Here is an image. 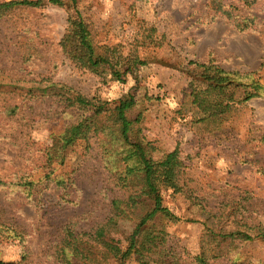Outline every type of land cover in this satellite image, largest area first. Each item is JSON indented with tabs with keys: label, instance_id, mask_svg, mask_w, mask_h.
<instances>
[{
	"label": "rangeland",
	"instance_id": "1",
	"mask_svg": "<svg viewBox=\"0 0 264 264\" xmlns=\"http://www.w3.org/2000/svg\"><path fill=\"white\" fill-rule=\"evenodd\" d=\"M5 1L11 0H0ZM42 1L40 8L14 12L0 22V176L6 181L22 174L39 177V163L53 135L76 121L75 113L62 114L51 100L23 101L30 81L54 78L111 104L133 96L137 104L128 116L140 121L137 128L152 144L151 157L159 160L180 149L185 178L197 201L172 190L163 196L164 205L183 220L169 227L174 242L191 256L200 252L201 223H235L238 218L264 228V89L261 98L235 108L219 128L197 122L190 98L196 63L213 61L227 71L255 72L264 87V0H80L78 9L94 44L121 55V62L137 63L121 80L110 73L103 80L66 60L60 42L70 11ZM219 4L235 18L224 15ZM247 15L254 16L253 26L242 31L235 21L250 18ZM47 86L50 83H44ZM21 102L18 115L5 113L9 103ZM72 172L77 190L71 199L79 204L57 209L54 219L42 208L61 204L62 190L38 192L32 205L0 190V217L16 221L28 235L25 247L19 242L1 245L0 261L19 263L29 253L24 264H51L47 251L59 224L80 217L82 227L90 229L105 218L109 208L102 194L108 177L97 152L88 155L84 143L70 149L57 174ZM211 212L229 219L210 220ZM137 224L135 217L122 223L124 239ZM232 254L246 264H264V242L234 246Z\"/></svg>",
	"mask_w": 264,
	"mask_h": 264
},
{
	"label": "trees",
	"instance_id": "2",
	"mask_svg": "<svg viewBox=\"0 0 264 264\" xmlns=\"http://www.w3.org/2000/svg\"><path fill=\"white\" fill-rule=\"evenodd\" d=\"M79 1L48 0L50 5L70 11L67 29L60 42L63 55L76 69L103 80L109 73L121 80L123 74L137 67V63L121 62V55L94 44L78 9ZM42 4V0L0 2V22L14 12L40 8ZM219 10L229 19L235 18L233 12H223L221 4ZM246 17L250 18L235 21L242 31H249L255 19L251 15ZM192 72L195 86L190 94L191 110L198 123L219 128L235 108L263 96L264 87L254 78L255 72L227 71L213 61L196 63ZM46 82L50 86L43 87ZM30 83L32 86L25 89L27 94L23 101L51 100L59 104L62 114L75 113L77 118L60 134L53 135L52 146L43 151L39 177L22 174L6 181L0 176V190L22 196L29 205L35 202L34 196L38 192L62 190L65 197L61 204L55 209L51 205L42 208L44 214L53 219L57 209L76 208L79 200L71 199L76 196V173L66 176L58 175L57 171L66 164L69 150L79 143H84L88 155L97 152L108 177L106 191L102 194L103 203L109 208L105 218L90 229L82 227L84 220L80 217L59 224L57 236L52 238L47 251L51 264H126L132 260L138 264H246L232 254L233 247L236 249L238 245L256 240L264 242V228L260 223H240L238 218L235 223H201L204 233L200 252L191 256L174 242L169 227L183 220L164 205L163 196L164 191L172 190L174 195H185L197 201L185 178L180 149L177 147L159 160L151 157L152 144L142 138L137 128L140 121L128 116L137 104L136 99L129 95L111 104L98 96L86 97L67 85L54 82V78ZM20 104L23 102L9 103L5 113L11 117L18 115ZM195 205L201 211L207 210L200 203ZM208 214L210 220L225 222L229 219L214 212ZM134 217L138 224L131 236L124 239L121 225L127 218ZM12 221L0 217V246L19 242L25 247L28 235ZM28 257L29 253L19 263L0 261V264H24Z\"/></svg>",
	"mask_w": 264,
	"mask_h": 264
}]
</instances>
